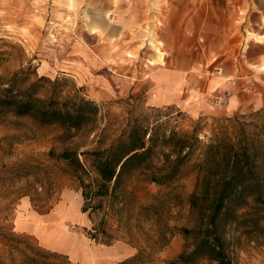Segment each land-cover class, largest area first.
<instances>
[{
	"label": "rangeland",
	"instance_id": "1",
	"mask_svg": "<svg viewBox=\"0 0 264 264\" xmlns=\"http://www.w3.org/2000/svg\"><path fill=\"white\" fill-rule=\"evenodd\" d=\"M89 1L75 0L76 6L67 9L57 0H0V50L5 51L0 72L30 61L37 74L62 78L67 88H78L100 105L96 128L84 127L69 139L60 135L58 126H37L25 119L0 115V264H80L41 247L32 234L19 229L23 216L27 220L60 209L72 212L75 202L90 219L82 228L87 237L94 231L95 242L122 241L135 252L143 251L145 259L137 264H166L181 250L183 239L165 229L166 244L156 247L159 235L155 213L159 211L169 227L186 224V196L194 188L196 173L189 171L169 186L147 183L135 175L124 183L122 197L106 198L97 210L84 211L87 201L82 195L90 176L74 173L72 165L56 154L64 149L81 151L108 145L121 131L129 109L138 114L159 106L168 114L165 118L170 124L180 130L198 122L200 137H204L219 119L264 107L235 111L227 108V98L203 106L196 96L199 89H194L201 86V90L204 84L196 73L198 28L185 27L188 19L177 17L180 13L172 19L163 16L172 6L178 10L176 6L182 0H113L117 6L105 17V28L94 32L87 29V16L93 15ZM125 5L130 6L131 14L117 11ZM147 6L153 7V19L143 9ZM196 9L193 4L191 10ZM140 10L146 12L143 17ZM148 32L159 43L163 60L142 40ZM185 35L191 48L172 49L175 42L187 38ZM182 64L189 66L180 75L176 69ZM187 77L193 91L185 103L181 79ZM102 127L105 130L98 142L96 134ZM173 194L177 202L173 198L154 209L145 207L156 197ZM105 232L110 239H103ZM232 257L235 264H264V243L243 240Z\"/></svg>",
	"mask_w": 264,
	"mask_h": 264
},
{
	"label": "trees",
	"instance_id": "2",
	"mask_svg": "<svg viewBox=\"0 0 264 264\" xmlns=\"http://www.w3.org/2000/svg\"><path fill=\"white\" fill-rule=\"evenodd\" d=\"M4 55L0 50V70ZM67 87L62 78L37 74L30 61L0 72V115L58 126L68 139L84 127L96 128L100 105L78 88ZM128 111L121 131L108 145L56 154L72 165L74 173L90 176L82 196L90 198L91 210L102 207L106 198L122 197L124 183L135 175L169 186L194 171V188L186 196L187 223L169 227L162 214L155 213L156 247L166 244L165 229L183 239L181 250L166 264H235L232 254L243 240L264 243V107L221 118L204 137L198 122L180 130L159 106L138 114ZM104 130L96 134L98 142ZM175 197H156L145 207L154 209ZM83 209L87 211L86 206ZM90 236L97 239L94 231ZM144 259L138 250L118 264Z\"/></svg>",
	"mask_w": 264,
	"mask_h": 264
},
{
	"label": "crops",
	"instance_id": "3",
	"mask_svg": "<svg viewBox=\"0 0 264 264\" xmlns=\"http://www.w3.org/2000/svg\"><path fill=\"white\" fill-rule=\"evenodd\" d=\"M193 4L197 7L196 11L191 10ZM117 8L122 9L123 6ZM152 8H143L150 12V19L154 18ZM176 8L178 10L170 7L163 14L164 18L172 19L175 13H180L177 17L188 19L183 23L185 27L198 28L196 73L199 81L202 78L204 84L201 90L200 84L197 85L199 88L194 89L200 90L196 96L203 106L219 103L223 98H227V108L235 111L262 106L264 0H196V3L195 0H182ZM143 12L140 10V17H143ZM187 40L188 37L183 38L181 43L175 42L171 48L187 51L191 48L186 44ZM160 60H163V55ZM210 64H213L212 69L221 68V72L212 70L208 67ZM188 66L182 64L176 71L183 75ZM188 82V77L181 79V92L186 94L183 98L185 103L189 101V92L193 91ZM75 203L72 212L60 209L51 214H35L34 218L27 220L23 216L19 221V229L32 234L41 247L65 254L80 264H118L135 252L131 245L122 241L106 244L87 237L82 228L90 223V219L81 212L79 203ZM108 238L105 232L103 239ZM95 243L99 246L93 247Z\"/></svg>",
	"mask_w": 264,
	"mask_h": 264
},
{
	"label": "bare ground",
	"instance_id": "4",
	"mask_svg": "<svg viewBox=\"0 0 264 264\" xmlns=\"http://www.w3.org/2000/svg\"><path fill=\"white\" fill-rule=\"evenodd\" d=\"M58 3L64 5L67 9H72L76 6L75 0H57ZM115 2L113 0H90L89 1V11L93 14L91 17L87 16V29L90 32L102 31L105 28V17L109 11L113 8H116ZM118 12L130 13V6L126 5L122 9L117 8ZM133 15H130L132 17ZM142 40L147 41V44L150 45L155 50V55L157 58H161L163 52L159 49V43L156 41L153 33L148 32V36L142 38Z\"/></svg>",
	"mask_w": 264,
	"mask_h": 264
},
{
	"label": "built area",
	"instance_id": "5",
	"mask_svg": "<svg viewBox=\"0 0 264 264\" xmlns=\"http://www.w3.org/2000/svg\"><path fill=\"white\" fill-rule=\"evenodd\" d=\"M217 73H220L221 72V68L219 67H215L214 69ZM220 102H225V99H221ZM85 201H87V204H86V207H87V210H90L91 209V200L90 198H86Z\"/></svg>",
	"mask_w": 264,
	"mask_h": 264
}]
</instances>
